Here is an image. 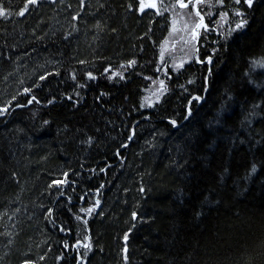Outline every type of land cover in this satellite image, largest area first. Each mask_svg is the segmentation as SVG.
Segmentation results:
<instances>
[{"label": "trees", "instance_id": "obj_1", "mask_svg": "<svg viewBox=\"0 0 264 264\" xmlns=\"http://www.w3.org/2000/svg\"><path fill=\"white\" fill-rule=\"evenodd\" d=\"M162 1L0 0V264H264V0L152 93Z\"/></svg>", "mask_w": 264, "mask_h": 264}, {"label": "rangeland", "instance_id": "obj_2", "mask_svg": "<svg viewBox=\"0 0 264 264\" xmlns=\"http://www.w3.org/2000/svg\"><path fill=\"white\" fill-rule=\"evenodd\" d=\"M221 2L222 0H190V2L188 0H180L176 3L175 9L171 5L173 9L172 30L164 44L161 63L158 68L162 70H158V75L162 76L165 82L162 85H160L161 83L158 85L153 83L152 93L155 91L161 92V88L169 89L173 85L169 71L172 70L174 74H179L180 70H183L187 64L192 63L194 60H199L197 55L199 51L197 50L200 47L199 41L201 37L210 35L212 29H215L219 36L226 37L232 29L236 30L244 26L243 17L239 15V20L235 27L231 25L232 21L222 11L218 13L219 17L217 19L214 18L215 15L217 16L216 6L220 5ZM142 4L144 10L158 11L159 0H142ZM182 4L190 7L181 6ZM202 17L206 20V25H203ZM212 22H215L214 25ZM241 24L242 27H237V25ZM107 74L108 71L103 76L107 77ZM170 77L171 79H169Z\"/></svg>", "mask_w": 264, "mask_h": 264}, {"label": "snow or ice", "instance_id": "obj_3", "mask_svg": "<svg viewBox=\"0 0 264 264\" xmlns=\"http://www.w3.org/2000/svg\"><path fill=\"white\" fill-rule=\"evenodd\" d=\"M36 3H38V0H28V3L25 5L24 9L22 11H20L19 13H17V14L20 15V16L25 15V12L28 11V5L29 4H36ZM245 3H247L249 5V7H251V5L253 3V0H245ZM181 6H187V5L182 4ZM143 10H144V8H143V4L141 2L140 11L143 12ZM7 15H8V13L6 12V10L2 6H0V17H6ZM237 27H242V24L241 25H237ZM97 203H99V202L97 201ZM89 211H92V210L89 209ZM125 239H127V237H125Z\"/></svg>", "mask_w": 264, "mask_h": 264}, {"label": "water", "instance_id": "obj_4", "mask_svg": "<svg viewBox=\"0 0 264 264\" xmlns=\"http://www.w3.org/2000/svg\"><path fill=\"white\" fill-rule=\"evenodd\" d=\"M205 22L206 20L202 17V23L204 24ZM10 109H11V106L6 109H0V112L5 115Z\"/></svg>", "mask_w": 264, "mask_h": 264}, {"label": "flooded vegetation", "instance_id": "obj_5", "mask_svg": "<svg viewBox=\"0 0 264 264\" xmlns=\"http://www.w3.org/2000/svg\"><path fill=\"white\" fill-rule=\"evenodd\" d=\"M188 2H190V0L188 1ZM187 7H189V6H187ZM155 11V10H154ZM203 25H206L205 23L203 24ZM209 28H211V27H209ZM209 28H207V29H209ZM160 79H162V76H158V80H160ZM166 79V78H165ZM169 79H171V77L169 78ZM165 81L162 79V83H164Z\"/></svg>", "mask_w": 264, "mask_h": 264}, {"label": "bare ground", "instance_id": "obj_6", "mask_svg": "<svg viewBox=\"0 0 264 264\" xmlns=\"http://www.w3.org/2000/svg\"><path fill=\"white\" fill-rule=\"evenodd\" d=\"M198 55V54H197Z\"/></svg>", "mask_w": 264, "mask_h": 264}]
</instances>
